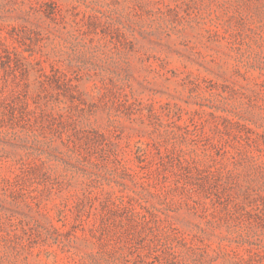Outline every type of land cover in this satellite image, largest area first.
I'll list each match as a JSON object with an SVG mask.
<instances>
[{
  "label": "rangeland",
  "instance_id": "rangeland-1",
  "mask_svg": "<svg viewBox=\"0 0 264 264\" xmlns=\"http://www.w3.org/2000/svg\"><path fill=\"white\" fill-rule=\"evenodd\" d=\"M0 264H264V0H0Z\"/></svg>",
  "mask_w": 264,
  "mask_h": 264
}]
</instances>
